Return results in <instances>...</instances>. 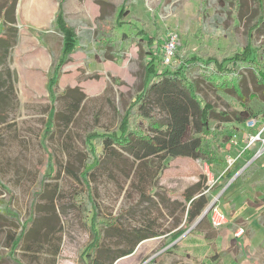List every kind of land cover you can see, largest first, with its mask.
<instances>
[{
	"label": "rangeland",
	"instance_id": "obj_1",
	"mask_svg": "<svg viewBox=\"0 0 264 264\" xmlns=\"http://www.w3.org/2000/svg\"><path fill=\"white\" fill-rule=\"evenodd\" d=\"M13 1L10 17L18 37L8 55L12 91L3 100L5 118H0V264H84L83 254L92 239L85 221L92 206L101 208L100 222L119 216L128 230L153 223L154 230L163 233L144 241L121 264H132L128 263L130 258H136V264H264V158L255 164L258 168L251 180L254 183L262 178L258 186L246 180L255 171L253 164H247L245 173L218 181L221 172L216 175L205 161L184 157L168 160L158 181L141 182L135 174L137 164L122 150V157L106 160L94 172L89 185L80 178L86 166L84 142L90 135L115 130L126 108H131L149 72L146 51L151 44L142 42L141 35H135L136 30L129 25L118 29L114 21L104 25L105 35L119 37L118 32H125L137 40L133 38L127 44L123 59L107 60L95 42L100 16L97 0H63L66 21L80 36L81 45L66 55L63 36L55 25L61 0ZM106 1L112 5L107 7L108 14L117 18L125 0ZM203 2L130 0L128 20L143 26V35L159 39V44L152 46V50L160 51L159 70L164 68L162 47L170 34L179 37L178 59L170 67L174 69L191 56L223 53L231 37L245 46L248 31L264 18V0L260 6L256 0ZM7 3L0 0V34ZM262 44L264 25L255 33V45ZM58 61L64 65L57 95L68 89L76 92L55 100L48 83ZM190 76L199 84V96L217 110L241 109L236 96L208 85L195 73ZM74 102L80 106L73 121L69 125L62 119L54 122L55 113L66 112ZM248 106L257 115L258 127H243L246 134H253L264 124V102L255 98ZM151 114L157 121L166 120L159 110L153 109ZM212 125L220 126L217 121ZM142 126L150 130L147 123ZM222 127L227 128L224 124ZM235 144L215 147L225 166L236 156ZM258 148L259 144L249 149L256 153ZM203 177L207 178L210 200L207 207L216 201L228 214L222 206H233L232 223L214 229L206 216L202 225L196 219L183 236L174 240L173 235L184 228L185 222L181 194ZM52 195L57 216L47 209ZM11 210L17 218L7 216ZM25 228L29 229L21 243L15 245ZM239 228L243 233L237 235ZM26 245L29 249L25 250Z\"/></svg>",
	"mask_w": 264,
	"mask_h": 264
},
{
	"label": "trees",
	"instance_id": "obj_2",
	"mask_svg": "<svg viewBox=\"0 0 264 264\" xmlns=\"http://www.w3.org/2000/svg\"><path fill=\"white\" fill-rule=\"evenodd\" d=\"M207 1L204 0L203 3ZM256 1L260 6L261 0ZM7 2L3 9L6 19L0 34V66L4 68L0 71V118H5L3 100L12 91V72L8 65V55L11 47L17 43L18 37V29L13 26L14 21L10 17L14 1L7 0ZM97 4L100 7V16L96 20L95 42L98 43L99 51L104 58L123 59L127 44L134 38L125 32H118L119 37L114 33L105 35L102 31L104 25H111L117 21L118 29L129 25L136 30L135 35H141L142 42L151 44L146 51L150 65L146 80L136 94V100L130 105L131 108H126L116 129L98 132L96 136L90 135L84 142L87 151L84 154L86 166L80 178L89 185L90 177L104 165L106 160H117V156H123L119 150L134 159V164H137L135 174L141 182L147 179L158 181L162 171L167 167L168 160L179 157L203 160L211 167L222 165L224 160L219 157L215 149L216 145L223 148L227 143H231L240 126L257 118L256 113L248 106L252 99L259 98L264 102V44L255 45V33L263 27L264 18L248 31L245 46L231 37L223 53L213 52V56L204 58L191 56L177 64L174 69H171V66H163L164 68L159 70L157 68L159 48L156 51L152 50L154 43L159 44V39L143 35L145 28L139 26V23L132 24L128 20L131 11L130 0H125L117 13V18L108 14L107 7L112 6L110 2L97 0ZM55 25L64 39V54L70 55L81 48L80 36L66 21L63 0L56 14ZM178 55L177 51L172 66L176 64ZM63 65L62 61L56 62L49 74L48 90L55 100L59 97L66 98L76 92L75 89H68L61 96L56 93ZM191 73L199 75L208 85L236 96L241 101V109L217 110L210 102L199 96V84L193 81ZM79 106L74 102L66 108V112L55 113L54 122L62 119L69 125L78 113ZM153 109L163 113L166 120L157 121L151 114ZM213 121H217L220 126L214 127ZM144 123L149 125L150 130L142 129ZM222 124L227 128H223ZM228 128L230 129L227 130ZM242 166L243 163L235 162L223 177L231 178L233 170L238 171ZM206 181L207 178L203 177V180H198L181 194L186 220L184 228L173 235L174 240L183 236L187 227L198 219L208 206L210 200L205 193ZM138 187L142 188V186ZM80 195L81 193H78L77 197ZM54 199L53 195L48 197L47 209L57 216ZM92 204L96 205L95 202ZM100 211L99 206H92L85 221L92 239L83 254L84 264H115L119 259L133 254L142 242L163 235L154 230L153 223L142 224L140 227L128 230L121 222L122 217L119 216L100 222L99 220L103 219ZM6 213L9 218H17L12 210ZM206 219L204 218L199 225H202ZM26 229L16 240L15 245L21 243L22 237L29 228L27 231ZM105 239L111 242L106 243ZM27 248L26 245L25 250ZM135 259L130 258L128 263L136 264Z\"/></svg>",
	"mask_w": 264,
	"mask_h": 264
},
{
	"label": "built area",
	"instance_id": "obj_3",
	"mask_svg": "<svg viewBox=\"0 0 264 264\" xmlns=\"http://www.w3.org/2000/svg\"><path fill=\"white\" fill-rule=\"evenodd\" d=\"M179 37L177 34H170L165 41L163 51H162V65L163 66H172L175 62V56L178 48ZM246 125L252 129L258 127V120L252 119L246 123ZM233 143H235L237 137L234 136ZM259 144L258 151L255 153L254 158L259 159L264 156V124L257 132L247 134V144L245 150L254 147ZM240 156V155H239ZM229 165H233L235 160L229 159ZM207 164V163H206ZM208 165V164H207ZM209 166V165H208ZM207 175L208 172L206 170ZM205 193L206 190H205ZM214 205L210 208L208 213V220L214 229H222L227 227L230 224L229 216L220 209V206L216 201L212 202L211 205ZM210 205V206H211ZM243 233V229L239 228L237 235Z\"/></svg>",
	"mask_w": 264,
	"mask_h": 264
},
{
	"label": "crops",
	"instance_id": "obj_4",
	"mask_svg": "<svg viewBox=\"0 0 264 264\" xmlns=\"http://www.w3.org/2000/svg\"><path fill=\"white\" fill-rule=\"evenodd\" d=\"M246 130L244 129V127L243 126H240L239 127V129H238V133H237V135H235L236 137H237V139H238V141L237 142H235L236 144H235V146H234V153H236L235 155L236 156H234V159H232V160H235V162H237V161H239V162H241V163H243V166H242V168L240 169V170H238V171H234L233 170V174H232V177L234 176V174L235 173H241V172H246V167H247V164L248 165H250V164H253V167H255V171L251 174V175H247L246 177H247V181H250V183H251V180L253 179V177H254V175H255V173H256V169L258 168V167H256V163L259 161V160H261V159H263L264 158V156L263 157H261V158H259V159H255L254 158V155H255V152H252L251 151V149H247V150H245V148H246V144H247V134H246ZM231 143H233V141L231 142ZM227 144H229V143H227ZM226 144V145H227ZM240 155V156H239ZM221 159H223L221 156H219ZM227 157H229V156H227ZM236 157V158H235ZM224 160V159H223ZM234 162V163H235ZM225 160L223 161V164L222 165H214V166H209L211 169H212V171H213V173L214 174H216V175H218L220 172H221V174L218 176V178H217V180L218 181H220V180H223V179H225L224 177H223V175L230 169V168H232V166L234 165H228V166H225ZM255 165V166H254ZM219 169H218V168ZM214 169H215V171H214ZM231 177V178H232ZM260 180H262V178L261 179H259L258 181H256V182H254V183H251V185H255V184H257V186H258V184H260V183H257V182H259ZM262 184V186H264V183H261ZM232 207L233 206H230L228 203H225L223 206H222V208L223 209H225L227 212H228V216H229V218H230V224L232 223V220H231V215L233 214L234 215V212H233V209H232ZM203 214V213H202ZM185 215V220H186V213L184 214ZM200 218V217H199ZM199 218H198V220H199ZM202 221V220H201ZM201 221H198V223L199 222H201ZM184 224H185V222H184ZM229 224V225H230ZM228 225V226H229ZM227 226V227H228ZM227 227H225V228H227ZM222 229H224V228H222Z\"/></svg>",
	"mask_w": 264,
	"mask_h": 264
},
{
	"label": "water",
	"instance_id": "obj_5",
	"mask_svg": "<svg viewBox=\"0 0 264 264\" xmlns=\"http://www.w3.org/2000/svg\"><path fill=\"white\" fill-rule=\"evenodd\" d=\"M213 205H214V203H213L211 206H209V207H207V208L205 209V211L203 212V214L200 216L199 221L203 220L204 218H206V216H208V213H209V211H210V208H211ZM142 243H143V242H142ZM142 243H141V244H142ZM141 244H140V245H141ZM140 245H139V246H140ZM139 246L136 248L135 252L137 251V249L139 248ZM135 252H134V253H135ZM134 253H133V254H134ZM133 254H131V255L127 256V257H124V258L119 259L118 261L115 262V264H121V262H122L124 259H126V258L132 256Z\"/></svg>",
	"mask_w": 264,
	"mask_h": 264
}]
</instances>
